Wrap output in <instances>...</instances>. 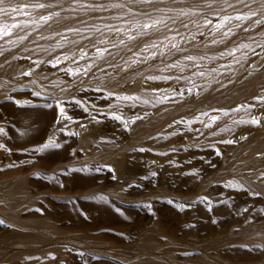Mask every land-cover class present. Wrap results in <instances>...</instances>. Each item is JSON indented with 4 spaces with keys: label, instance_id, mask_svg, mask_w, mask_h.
<instances>
[{
    "label": "rangeland",
    "instance_id": "374dc122",
    "mask_svg": "<svg viewBox=\"0 0 264 264\" xmlns=\"http://www.w3.org/2000/svg\"><path fill=\"white\" fill-rule=\"evenodd\" d=\"M9 1L11 0L8 2L3 0L1 6H5ZM36 1L43 4L47 2L46 5L51 3V0ZM99 1L100 3L98 0L70 1L73 11L79 13L78 17L80 18L82 14L85 16L81 17L83 21L79 19L78 23L84 24H81V27L94 23L103 25L104 17L113 18L117 14L120 15L118 17L121 20H129L130 15L133 18L134 13H136L135 18L139 16L138 19H143L140 15L141 11L147 14L152 12V15L155 12L153 9L158 5V0H152V6L147 4L143 6L142 3L138 4V0L136 2L130 0L131 4L137 3L132 6L127 0L133 8L129 13L130 6L127 5L126 0ZM101 1L104 5L115 1V3L125 2L127 7L119 10L114 8V11L113 8L105 7L104 12L99 9L80 7L93 2V4H101ZM28 2L30 5L36 3L35 0H28ZM162 2L166 4L168 1L162 0ZM22 3L18 2L17 6L23 8ZM97 10L102 12L103 16ZM107 10L110 17L107 15ZM90 11L91 16L95 12L96 18L89 17L90 14L88 16L87 13ZM27 12L29 13L25 16L27 20H37L40 17L39 12L42 11ZM53 12L59 13L58 16L53 15L55 21L53 19L52 22L49 21V28L56 29V31L52 30L53 33L51 29L50 32L47 30L48 34L42 33L48 29L47 22L35 29L41 31H35L37 32L35 38H33L35 33L32 26L14 29L12 36L15 34L14 37L17 40L20 34V36L26 35V43H24L26 40H20L15 43V46L14 43H8V40H14V37L0 38V56L2 57H0L2 59L0 63L3 62L0 64V127H4L7 133L6 136H0V142L12 150L5 152L0 149V204L4 205V207L0 205V220L4 221L0 223V264H22L23 262H27L23 264H256L254 260H247L245 254L247 251L258 248L257 242L248 243L249 239L264 232V211H262L264 210V190L257 188L252 190L245 184L243 188H228L225 187V182L241 179L240 169L243 165L264 152V147L258 143L260 136L264 133V88L261 89L264 84V29L258 30V27H253L252 30L250 28L248 31L242 30L235 36L238 42L235 38H231L233 40L229 39L225 43L226 50L240 44L250 45V48L242 52H248V57L243 56L249 60L243 68L239 65L235 66L237 76L231 73L234 69L229 70L230 73L227 71L225 77L229 79L224 80V90L213 92L214 99L219 101L211 99L213 95L211 93L209 98L198 102L201 92L198 89L199 94H197L195 88L191 94L185 91L183 98L174 97L169 102L155 106L138 103L137 107L131 108L124 102L118 103L115 97L108 98V102L114 104L125 119L129 120V128H125L120 121L96 112V108L107 109V103L103 99L106 97V92H97V86L117 93H135L152 100V89L175 88L178 91L181 85H183L181 88H187L192 87L193 83L189 80L179 82L147 80L146 77L153 74L146 72V69L142 67L125 69L122 61L113 60L116 54L111 48H109L110 55H107L109 57L106 56L105 61L97 60V67L93 68L88 76L80 75L74 78L61 71L62 68L73 66L68 61L63 62L62 66L53 68L47 60L66 50L70 53H78L80 47H85V50L90 53L89 58H93L95 49L92 51L91 41L95 40L94 43H97L96 39L102 38L97 37L100 35L98 33L92 35L84 32L83 29L81 34L86 37L80 43L83 46L70 44V47L68 44L62 48L65 49L68 46L69 48L67 47L65 51L59 49L54 53L52 45L54 46L60 39L57 35L55 37V33L66 34L70 40H78L79 37L72 39L76 35L66 32L65 29L69 23L63 21L61 9ZM10 13L12 14L7 16L8 24L20 23L16 14L13 11ZM213 13L207 9L199 12L202 18L208 15L213 22H216L220 17ZM155 14L158 15V13ZM54 17H58V21ZM98 18H102L101 21L97 20ZM201 20L200 23H202ZM119 21L115 26L119 25ZM60 24H62L60 28L63 26L64 30L63 27L61 29L57 27ZM64 25H67L66 28ZM190 28H195V23L192 22ZM249 31L254 32L255 35ZM32 32L34 34L30 35ZM95 35L97 36L91 39ZM41 37L44 38L41 39ZM35 39L42 41L41 44H38L39 42ZM54 39L56 42L53 41ZM43 40H47L51 46L46 44L47 41L45 45ZM19 44L22 47L28 45L29 48L21 47V50ZM41 49H47V51H41ZM18 50L19 54L16 53ZM3 54L6 59L3 58ZM36 60H43L44 63L36 67L34 63ZM109 63L118 67L110 68ZM249 63L252 64V68ZM256 65L257 68L260 67L256 69ZM246 66H250V70ZM30 67L33 69L32 75L22 76L21 72H27ZM253 68L255 72L251 71ZM98 69H103L105 73L111 75L104 76ZM248 72L251 74L249 78L244 76L249 75ZM241 73L249 84H243L244 77L241 78ZM257 75L259 76L256 78ZM251 77L255 80L263 79L259 91L256 89L257 85L256 87L253 84L250 85ZM140 83L143 92L137 93L136 87L140 86ZM245 85V89H242ZM249 85L253 87L250 90ZM227 89L230 91L228 92ZM33 91H40L42 94L36 97L32 95ZM215 93L222 99H219ZM192 94L195 102L187 104L190 103ZM9 96L12 100L7 99ZM53 96L65 101L66 111L76 123L68 121H63L61 124L55 123L58 113L55 104L52 109L43 107L45 102L53 103ZM72 97L88 104L92 115L98 116L100 122L91 120L88 113L75 105ZM16 100L21 102L30 100L32 103L27 105L21 103L18 106L14 102ZM221 100H224L225 104ZM174 101L177 103L175 110L172 109L176 106ZM93 104L96 108H92ZM183 108L185 111L182 110ZM221 109L223 111H220ZM202 112L208 113V116H201L204 123H207L212 115L219 116V119L211 128H206L203 123L194 120ZM225 112L227 115L224 114ZM137 114L141 119L133 123L131 117ZM225 116L229 118L227 121H223ZM253 117L259 119L260 123H250ZM181 119L194 122L190 127L174 123ZM228 122L229 125H227ZM235 124H238L237 129H232ZM64 125H67L65 132L57 131ZM220 129L225 131L219 132ZM68 131L79 133V135L69 136ZM52 133H55L56 140L62 143L63 147L34 153L32 149L44 143ZM218 134L224 135L218 136ZM222 140L235 142L221 143ZM209 144L219 148L221 154L217 155L215 148L207 146ZM140 148L151 149V151L141 152ZM173 148L176 150L172 151ZM161 152L167 155H159ZM169 160L175 163L170 164ZM118 162L124 168L122 173L117 170ZM10 164L15 166L8 167ZM96 167L101 170L97 172ZM258 167L257 175L263 177L264 164L257 166L256 169ZM69 168H86L90 171L63 174ZM193 168L200 170L198 176L185 174ZM152 172H156L157 175L153 177ZM253 192L259 195H253ZM202 196H207L211 200L213 204L211 210L200 199ZM169 200L173 202L169 203ZM179 203H186L189 206L181 210L176 206ZM16 204L18 206L15 208L13 205L16 206ZM116 209H119V212ZM13 216L14 218H11ZM14 230H19L23 237L12 239L11 234ZM39 244L44 245L41 247L43 250L46 247L47 253L45 250L43 253ZM53 248L55 249L51 251ZM80 253H83V256ZM260 253L263 252L260 251ZM29 257L31 259H27Z\"/></svg>",
    "mask_w": 264,
    "mask_h": 264
},
{
    "label": "snow or ice",
    "instance_id": "6c2138e0",
    "mask_svg": "<svg viewBox=\"0 0 264 264\" xmlns=\"http://www.w3.org/2000/svg\"><path fill=\"white\" fill-rule=\"evenodd\" d=\"M139 3L152 5V0H138ZM215 0H212V2H209V0H205L206 7L209 10H213V4ZM225 4L228 8L233 7L231 4H227V0H225ZM0 5H3V0H0ZM24 9H27L29 7L33 8H46L48 5L43 3H35L32 5H23ZM81 8H92V9H99L104 10L105 7L109 8H117V9H123L127 7L123 3H109L107 6L104 4H87V5H80ZM261 8H264V3L261 4ZM5 7H0V13H3L7 11ZM13 12H19L21 9L19 7H14L10 9ZM158 15H150L147 13H141L140 15L143 16V19H137L135 18V14H133V18L129 20H121V23L118 26L112 25V24H103L101 25H85L84 31L94 34L98 33L102 37L97 41V43H94L92 47L95 49L94 53L92 54L93 58H89V53L85 50L84 47H80L78 53L77 52H61L58 55H55L52 59L47 60V63L51 65L53 68L56 66H59L63 64L65 61H71L72 65L71 67L62 68L61 71H64L65 73L71 75L72 77H78L80 75L88 76L93 68L97 67V60H104V58L107 55H110L109 48L112 49H119L121 46L127 47L129 42H133L137 39L138 36H148L150 32L154 31H160L162 28L167 29L168 28V22L175 24L176 20L180 16H187L189 15L191 10H185V9H170V8H154L153 9ZM132 10L131 8H128V12L130 13ZM223 11V9H221ZM169 13H174V15H169ZM23 15L28 16L29 13L27 11L23 12ZM53 15H59V13H50L48 15H41L38 20H25L22 24L17 22L13 24H0V38L3 37H11L13 35V31L16 28H23L27 26H32L33 31L37 27H39L41 24H45L53 19ZM259 16L258 19L252 20L253 17ZM116 19H120L119 17H116ZM252 20V24L254 25H264V13H257L256 11H248V12H238L235 15H229L225 14L220 16V18L213 22L212 19L208 17V15H204L202 18V23L195 24L196 32H189L186 36L180 34L179 32L176 33V35L173 36H166L164 39L165 42L162 41H150L146 42L142 48H140L138 51L132 52V57H130V63L128 61L124 62V68H130L132 64H140V63H146L149 60L155 59L158 55L163 56L165 54V51H169L170 49H174L176 51H183L181 48L182 42H187L188 40H195L197 37V34L202 35L201 29L205 28L206 26H210L208 28L211 35H213V39L211 40L212 44H218L223 43V39L225 37H229L233 34L232 27H227L230 22L235 21L236 23L233 25V27H239L240 23L242 21H249ZM185 28H187V25H183ZM227 28L226 31L222 32V35L220 39H216L215 35L217 33H221V30ZM106 30L108 33H115L117 36L116 40H112L109 37L104 35V31ZM67 33L75 34L79 37V40H70L69 37L62 33H55L54 35H57L60 37V39L55 43L54 46H52V50L55 51L56 49H62L68 44L78 45L80 40L86 39L85 36L81 34L82 30L78 27H68L66 29ZM121 34L123 35V38L121 37ZM179 37V39H177ZM44 37H41L43 39ZM27 39V36H18L17 40L14 41L12 39L8 40V43H16L20 40ZM39 47V46H38ZM250 48V45L248 44H240L237 46H234L230 49H227L225 52H221L220 56L223 57L225 55L235 57V53L241 52V49ZM27 51V49H25ZM41 51H47V49H41ZM131 51V49H129ZM242 55H247V53H242ZM28 59H31V57H28ZM205 59L208 60H214L215 57H206V56H193V55H185L183 57L184 61L192 62V67L196 69L192 73L193 77H205L206 75H211V73L218 71V69H210L208 71H202L200 70L201 64L200 61H203ZM77 61H83V64H79ZM238 62V61H235ZM36 67H40L41 64L44 63L43 60H36L34 61ZM108 67L110 68H117V65L108 64ZM227 65H220V68H226ZM179 68L181 72L184 71L185 65L182 64L181 61H176L174 63L165 64L163 68L160 69L161 74L160 75H149L146 77L147 80L151 81H177L180 80H189L191 82V79L187 76H173V75H166L164 73L169 72L172 69ZM102 73V75L107 76L111 75L110 73H105L103 69H98ZM33 73V69L30 67L27 72H21L22 76H31ZM194 88L197 90V94H199L198 87L193 84L192 87L187 88H180L178 91L175 88H159V89H152L153 98L152 100L145 99L141 97L140 95H137L135 93L133 94H126L124 92L117 93L116 91L103 89L99 86L96 87L97 92H106V97H104V101L107 103V109L103 108H96V106L93 104L92 108H96V112L100 115H105L106 117H111L113 120L120 121L125 128H129V120L125 119V117L121 114L120 111L116 109V106L112 103L108 102V98L115 97L116 101L124 102L126 105L130 106L131 108L137 107L138 103L142 104H152L155 106L156 104H163L166 102H169L174 97H184L185 91H187L189 94H191L194 91ZM42 93L40 91H33L32 95L39 97ZM7 99L12 100V97H7ZM72 100L75 102V105L80 106L85 113H88L91 117V120H95L97 123L100 122L98 116H93L88 104H86L83 100H77L75 97H72ZM53 103L45 102L43 104V107L52 109L53 104H55L56 108L58 109V113L56 116L55 123L61 124L63 121H68L72 123H76V121L73 120V117L68 114L65 108V101L53 96L52 97ZM18 106L23 103L24 105L31 104L32 101L25 100L23 102L16 100L14 101ZM220 111H223L222 109ZM227 115V112L224 113ZM148 114L145 112V116ZM201 116H208L207 112H202L200 116H196L194 120L200 121L204 124V127L211 128L212 125L219 119V116L212 115L207 123H204V121L201 120ZM141 119L140 115L137 114L133 117H131V121L135 123L136 120ZM193 120H183L180 121H174V123L177 124H185L187 126H191L193 124ZM252 124H259L260 120L253 117L249 121ZM81 127H86V125H81ZM67 130V125H64L63 127H59L57 131L59 132H65ZM220 131H225V129H220ZM26 134V133H22ZM174 135V133H172ZM6 130L4 127H0V136H6ZM69 136L73 135H79V133L68 131ZM215 135V133H213ZM233 140H222L221 143H234ZM196 147H199V145H195ZM208 147L215 148V151L217 155H220L219 148H216L214 144L207 145ZM63 147V144L58 142L55 138V133H52L48 136L47 140L39 145H36L32 151L43 153L46 150L49 149H60ZM0 149H3L5 152H11L12 150L8 148L4 143L0 142ZM176 149L173 148L172 151H175ZM27 151V149H25ZM75 151V150H73ZM139 151L145 152V151H151V149L146 148H140ZM159 155H167L165 152L159 153ZM155 163V161H153ZM168 163L172 164L175 163V161L169 160ZM15 165H8V167H14ZM105 167H110L108 165H105ZM90 169L86 168H69L67 172L63 173L67 175L70 172H81ZM97 172H99L101 169L99 167H96L95 169ZM111 170V169H110ZM200 173L199 169L193 168L190 170V172L185 173L186 175H196L198 176ZM151 175L154 177L157 175L156 172H152ZM115 179V177H113ZM147 179V177H145ZM129 187H132V185H129ZM225 187L228 188H243L244 185L238 181H227L225 182ZM253 195H259V193L253 192ZM200 199L207 204L209 210L213 207V204L209 197L202 196ZM172 200H169V203H172ZM147 207H150V205H146ZM181 210L188 207L189 205L186 203H179L176 205ZM117 212H119V209H116ZM264 211V210H262ZM0 223H4L3 220H0ZM189 227H192V225H189ZM81 256H83V253H80ZM31 259V257L27 258Z\"/></svg>",
    "mask_w": 264,
    "mask_h": 264
},
{
    "label": "bare ground",
    "instance_id": "6f19581e",
    "mask_svg": "<svg viewBox=\"0 0 264 264\" xmlns=\"http://www.w3.org/2000/svg\"><path fill=\"white\" fill-rule=\"evenodd\" d=\"M44 2L46 1V0H43ZM47 1H50V0H47ZM70 1H73V0H51V3H50V5L48 4V6H51L50 8H43V9H40V8H33V7H29V8H27V9H24V8H21V7H19L21 10L19 11V12H14L15 14H16V16H17V18H18V20L20 21V23L22 24L25 20H27V18L25 17V15H23V12L24 11H31V12H34L35 10H36V12L38 11H42V12H39L40 13V15L39 16H41V15H48V14H50V13H55V12H53V11H55L56 9H61L62 11H63V17H62V19H63V21L64 22H67V23H69V25H68V27H78V28H81V30H83L84 28H83V22H81V23H78L79 22V19H80V21L82 20L81 19V17L82 18H84L85 16H82V15H84V14H82L81 15V17L79 18L78 17V14L79 13H77V12H75V11H73V8L71 7V5H70ZM74 1H77V0H74ZM78 1H81V0H78ZM86 1V0H85ZM93 1H95V0H93ZM97 1V0H96ZM110 1H112V0H110ZM117 1V0H116ZM115 1V2H116ZM123 1V0H122ZM125 1V0H124ZM127 1V0H126ZM129 2H130V0H128ZM128 1H127V3H128ZM135 2H136V0H134ZM168 2H166V4L165 3H163L162 2V0H158L157 2H158V5L157 6H155L156 8H170V9H185V10H191L190 11V13H189V15H187V16H180V17H178L177 18V20H176V23L175 24H173V23H171L170 21L168 22V28L167 29H161L160 31H154V32H150L149 33V35L148 36H138L137 37V39L135 40V41H133V42H129L128 43V45H127V47H124V46H121L119 49H114V51H115V54H116V57L114 58L113 57V60L115 59V62L116 61H122L123 63L125 62V61H128L129 63H130V57H132V52H134V51H138L140 48H142L143 47V45L146 43V42H150V41H157V40H159V41H162V42H167V41H165V37L166 36H173V35H176V33L177 32H179L180 34H182V35H187L189 32H196V28H190V24L193 22V23H195V24H198V23H200V20H201V15L199 14V12L201 11V10H203V9H207V10H209L207 7H206V3H205V0H167ZM7 2H8V0H7ZM18 2H24V4L26 3L27 5H30L29 4V2H28V0H11V1H9V3H7L5 6H1L0 5V7H5L6 9H8L7 11H5V12H3V13H0V24H8L9 23V20H8V18H7V16H8V14H12V13H10V9L11 8H14V7H18L17 6V3ZM35 2L37 3V2H39V1H36L35 0ZM83 2V1H82ZM98 2L100 3V1L98 0ZM107 2H109L108 0H107ZM114 2V1H113ZM114 2V3H115ZM132 2V1H131ZM131 2H130V4H131ZM156 2V3H157ZM162 2V3H161ZM209 2H212V0H209ZM40 3V2H39ZM47 3V2H46ZM46 3H44V4H46ZM94 3V2H93ZM92 3V4H93ZM96 3V2H95ZM127 3H125V2H123V4H127ZM153 3V2H152ZM262 3H264V0H227V4H231L233 7H231V8H228L227 6H226V4H225V0H215V2H214V4H213V10H210V11H212V12H214L215 14H217V15H219V17L220 16H222V15H225V14H229V15H235V14H237L238 12H248V11H256L257 13H260L261 11H263V13H264V8H261V4ZM5 4V3H4ZM23 3L21 4V5H24ZM25 4V5H26ZM32 4V3H31ZM97 4V3H96ZM101 4H102V1H101ZM133 4V3H132ZM131 4V5H132ZM137 3H135V4H133V5H136ZM138 4H139V2H138ZM107 5V4H106ZM127 5H129V3L127 4ZM132 5V6H133ZM141 5V4H140ZM130 6V5H129ZM142 6V5H141ZM143 6H145V4L143 5ZM152 6V5H151ZM126 8V7H125ZM130 8H131V10L133 9L131 6H130ZM138 8V7H137ZM79 9H80V7H79ZM83 9V8H82ZM110 9V8H109ZM116 9V8H115ZM114 8L112 9L113 11L115 10ZM148 9H149V7H148ZM147 9V10H148ZM221 9H223V11H221ZM119 10V9H118ZM139 10V9H138ZM150 10V9H149ZM152 10V9H151ZM108 11V10H107ZM112 11V12H113ZM59 12V11H58ZM94 12V11H93ZM97 12H99L100 13V11H98L97 10ZM96 12V13H97ZM102 12H104V10L102 11ZM100 13V14H102L101 16H103V13ZM206 12V11H205ZM38 13V14H39ZM86 13V12H85ZM90 13H92L91 11L90 12H88L87 14H88V16H89V14ZM95 13V12H94ZM94 13H93V16H91V14H90V16L89 17H94L95 15H94ZM98 13V14H99ZM106 13V12H105ZM108 13H109V11L107 12V15H108ZM118 13V12H117ZM141 13H142V11H141ZM150 13V15H151V13L152 12H149ZM156 12H154V14H152V15H156L155 14ZM210 13V12H209ZM213 13V14H214ZM86 14V15H87ZM125 14V13H124ZM132 14H133V12H132ZM134 14H136V13H134ZM34 15V14H33ZM170 15H174V13H171ZM36 16H38V15H36ZM87 16V17H88ZM109 16V15H108ZM118 16H120V15H116L115 17H113V18H103V20H102V23L103 24H112V25H116L117 23H118V19H116V17H118ZM126 16H128V15H126ZM34 17H35V15H34ZM88 17V18H89ZM97 17H99L98 15H97ZM110 17V16H109ZM130 17L132 18V16L130 15ZM137 17V16H136ZM143 17V16H142ZM141 17V18H142ZM31 18V17H30ZM55 18V17H54ZM58 17H56L55 19L58 21V19H57ZM87 18V19H88ZM95 18H96V16H95ZM94 18V19H95ZM126 18V17H125ZM130 18V19H131ZM139 18V16L137 17V19ZM144 18V17H143ZM259 18V16H257V17H253L252 18V20H255V19H258ZM102 19V18H101ZM101 19H97V20H100L101 21ZM129 19V18H128ZM35 20V19H34ZM38 20V19H37ZM126 20V19H125ZM252 20H249V21H242V22H239L240 23V26L239 27H233V25L236 23L235 21H233L232 23H230V24H228V26L227 27H232V31H233V34L231 35V36H229V37H225L224 39H223V43H218V44H212L211 43V40L214 38L213 37V35H211L210 34V32H209V30H208V28H203V29H201V31H202V35H200V34H197V37H196V39L195 40H188L187 42H182L181 43V48L183 49V51L181 52V51H176V50H174V49H170L169 51H165V54L163 55V56H157L155 59H152V60H149L148 62H146V63H140V64H132L131 65V67L130 68H134V67H142L143 69H146V72H149V73H151V74H153V75H160L161 74V72H160V69L161 68H163L164 67V65L165 64H169V63H174V62H176V61H181L182 62V64L183 65H185V68H184V71L183 72H181L180 71V69L179 68H176V69H172V70H170L169 72H166V73H164V74H166V75H173V76H184V75H187V77H189L190 79H191V82L194 84V85H196L197 87H198V89L200 90V92H201V94H200V98H198V102L201 100V99H205V98H209V96L211 95V93L214 95V93L213 92H216V91H222V90H224V88H225V84H224V80H226V79H229V78H226L225 77V75H226V73H227V71H229V70H231L232 72V75H233V73H234V75L233 76H237V74H236V71H235V66H237V65H239V67H241V68H243V66H245L246 65V63H247V60H249V59H246V57H244L241 53L242 52H244V50L245 49H241V52H237V53H235V57H231V56H227V55H225V56H223V57H221L220 56V53L221 52H225L226 51V47H225V43H227L228 41H229V39H231V38H235V40H236V37L235 36H237L239 33H241L242 32V30H246L247 29V31H248V29L250 28H253V27H258L257 29L259 30V29H264V25H254V24H252ZM53 21H55L54 19H53ZM56 21V22H57ZM83 21V20H82ZM86 21V20H85ZM91 21H92V19H91ZM202 21V20H201ZM50 22H52L51 20H50ZM50 22H48V29H46L45 28V26H43L45 29V31L44 32H42V33H46V34H48L49 32H50V29L51 28H49V23ZM54 23L55 24V27H56V24L57 23ZM93 23H94V20L92 21ZM95 22H96V20H95ZM120 22H121V19H120V21H119V24H120ZM62 24H65V23H63V22H61ZM66 23V24H67ZM85 23V22H84ZM98 23H100V22H98ZM101 23V24H102ZM47 24V23H46ZM62 24H60V25H57V27H59L60 28V26L62 25ZM80 24V25H79ZM81 24H83L82 25V27H81ZM86 24H87V22H86ZM95 24V23H94ZM89 25V24H88ZM90 25H92V24H90ZM97 25H99V24H97ZM183 25H187V27L188 28H185ZM46 26V27H47ZM65 26V25H64ZM67 26V25H66ZM66 26H65V28H66ZM102 26V25H101ZM27 27H30V26H27ZM63 27V26H62ZM61 27V28H62ZM67 27V28H68ZM208 27V26H207ZM210 27V26H209ZM42 28V27H41ZM41 28H39V29H41ZM60 28V29H61ZM38 29V28H37ZM53 29H55L54 27H53ZM53 29H51V31L53 30ZM28 30H29V28H28ZM30 30H31V28H30ZM47 30L49 31V32H47ZM63 30H64V27H63ZM62 30V31H63ZM66 30V29H65ZM227 30V28H225V29H223V30H221V33H217L216 35H215V38L216 39H220V37H221V35H222V32L223 31H226ZM252 30V29H251ZM250 30V31H251ZM254 30H256V29H254ZM258 30H256L255 32H258ZM26 32H27V30H25ZM35 31H38V30H35ZM34 31V33H35V35L33 36V38H35L36 37V33L37 32H35ZM40 31V30H39ZM38 31V32H39ZM43 31V30H42ZM55 31H56V29H55ZM104 31V34H105V36H107V37H109L110 39H112V40H116L117 39V36H116V34L115 33H108L106 30H103ZM249 31V33H254V32H250ZM41 32V31H40ZM84 32H86V31H84ZM20 33V32H19ZM21 33H23L22 31H21ZM33 32H32V34H30V35H33L34 34ZM52 33H53V31H52ZM247 33V32H246ZM39 35H40V33H38ZM37 34V35H38ZM90 34V33H89ZM95 34V33H94ZM97 34V33H96ZM21 35V34H20ZM19 35V36H20ZM30 35H28V36H30ZM66 35V34H65ZM93 35V34H92ZM241 35V34H240ZM253 35V34H252ZM254 35H255V33H254ZM14 36H15V34H14ZM14 36H12L11 38H13ZM97 35H95L94 37H91V39L92 38H95ZM99 36L100 35H98L97 37L99 38ZM243 36H244V33H243ZM31 37V36H30ZM29 37V38H30ZM55 37H56V35H55ZM69 37V36H68ZM77 36H75L74 38H72V39H75ZM15 38V37H14ZM33 38H30L31 40H33ZM45 38H47V36L45 37ZM70 38V37H69ZM120 38H123V35L121 34V37ZM243 38V37H242ZM5 40H6V38H4ZM7 39H8V37H7ZM40 39V38H39ZM49 39V38H48ZM53 39V38H52ZM51 39V40H52ZM56 39V38H55ZM55 39L53 40V41H55ZM99 39H101V38H99ZM99 39H96L97 41L99 40ZM177 39H179V37L177 38ZM3 40V39H2ZM14 40H16V38L14 39ZM26 40V39H25ZM79 40V39H78ZM231 40H233V39H231ZM35 41H36V39H35ZM47 41V40H46ZM46 41H44L43 40V42H44V44L46 43ZM50 41V40H49ZM87 41V40H86ZM237 42H238V39L236 40ZM236 41H234V43L236 42ZM27 42V40L24 42V43H26ZM36 42H39V41H36ZM35 42V43H36ZM41 42L42 41H40L38 44H41ZM56 42V41H55ZM83 41L82 40H80V42H79V44L78 45H82V44H80V43H82ZM94 42H95V40H92L91 41V47H92V45L94 44ZM231 42H233V41H231ZM230 42V43H231ZM239 42H240V40H239ZM16 43H18V42H16ZM52 43V42H51ZM84 43H85V41H84ZM234 43H232V44H234ZM0 44H1V42H0ZM30 44L32 45V42L30 41ZM43 43H42V45H44ZM46 44H49V46H51V44L47 41V43ZM45 44V45H46ZM54 44V43H53ZM229 44V43H228ZM14 45L16 46V44L14 43ZM28 45H29V43H28ZM26 46V47H24V48H29V46H31V45H29V46ZM70 45V44H69ZM19 46H20V44H19ZM34 46H36V45H34ZM53 46V45H52ZM83 46V45H82ZM17 47H18V45H17ZM21 47L22 46H20V49H21ZM23 47H22V49H23ZM68 47V46H67ZM65 48V49H61V50H63V51H65L66 49H68V48ZM70 47H71V45H70ZM3 48V47H2ZM85 48V47H84ZM89 48V47H88ZM229 48H230V44H229ZM14 49H16L15 47H14ZM21 49V50H22ZM36 49V48H35ZM86 49V48H85ZM94 48H92V51H94L93 50ZM112 49V48H111ZM110 49V50H111ZM129 49H131V51H129ZM25 50V49H24ZM37 50V49H36ZM59 49H56V51H58ZM67 52H68V50H66ZM247 51H249V50H247ZM91 52V51H90ZM12 53V52H11ZM11 53H10V56H11ZM17 54H19V50H18V52H16ZM27 53V52H26ZM44 53V52H43ZM54 53H55V51H54ZM70 53V52H69ZM89 53V52H88ZM2 54V53H1ZM21 55L22 54H24V53H20ZM44 54H46V53H44ZM52 54H53V52H52ZM247 54H248V52H247ZM14 55H15V53H14ZM13 55V56H14ZM89 55H90V53H89ZM185 55H193V56H206V57H215V59L214 60H208V59H205V60H203V61H200V64H201V68H200V70H202V71H208V70H210V69H218V71H216V72H213V73H211V75H206L205 77H193L192 76V73L194 72V71H196V69L195 68H193L192 67V62H189V61H184L183 60V57L185 56ZM3 56V58H5L6 59V57H5V55L3 54L2 55ZM40 56V55H39ZM46 56H47V54H46ZM1 57V56H0ZM109 56H107V58H108ZM247 57H248V55H247ZM2 58V57H1ZM7 59H8V56H7ZM0 60H2V59H0ZM4 60V59H3ZM8 61V60H7ZM105 61V60H104ZM108 61V60H107ZM235 61H238V62H235ZM4 62H6V61H4ZM68 62H70L71 63V61H68ZM67 62V63H68ZM3 62H1L0 64H2ZM253 63V62H252ZM69 64V63H68ZM254 64V63H253ZM220 65H227V67L226 68H220ZM249 65H250V63H249ZM252 65V64H251ZM250 65V66H251ZM9 66V65H8ZM13 66V65H12ZM60 66H62V65H60ZM66 66V65H65ZM250 66H246L248 69H249V67ZM253 66H251V68H252ZM260 66H258V68H259ZM8 68V67H7ZM255 68V67H254ZM254 68L253 69H251V71L253 70L254 72H255V70H254ZM257 68V65H256V69H258ZM18 69V68H17ZM16 69V70H17ZM141 69V68H140ZM139 69V70H140ZM240 69V68H239ZM12 70V69H11ZM15 70V69H14ZM19 70H20V68H19ZM19 70H17L18 72H20ZM137 70V69H136ZM250 70V69H249ZM248 70V71H249ZM17 71H15V72H17ZM235 71V72H234ZM240 71V70H239ZM246 71V70H245ZM261 71V70H260ZM8 72V71H7ZM11 72V71H10ZM225 72V73H224ZM241 72V71H240ZM259 72V71H258ZM229 73H230V71H229ZM242 73H244V72H242ZM242 73H241V78L242 77H244V76H247L248 78H249V76L251 75L249 72V75H242ZM247 73V74H248ZM253 73V72H252ZM262 75V74H261ZM231 76V75H230ZM239 76V75H238ZM259 75H257L256 76V78L258 77ZM232 77V76H231ZM262 76H260V78H261ZM223 78H225V79H223ZM233 78V77H232ZM232 78H230V79H232ZM238 78H240V77H238ZM238 78H236V80L238 79ZM240 78V79H241ZM251 79H252V77H251ZM251 79H249V80H251ZM243 80V79H242ZM259 79H252L250 82H252L250 85H254V87H256L255 85H257V88L256 89H258V91L260 90V84H261V82H262V80L260 79L259 81H258ZM181 81V80H180ZM228 81V80H227ZM230 81V80H229ZM238 81H239V79H238ZM246 79H245V77H244V80H243V84H245L246 83ZM171 82V81H170ZM175 83V82H174ZM226 83H228V82H226ZM231 83V82H230ZM248 84H249V82H247ZM246 83V84H247ZM263 83H264V81H263ZM178 85H179V83H177ZM186 84V83H185ZM235 84V83H234ZM162 85V84H161ZM160 85V86H161ZM189 85V84H188ZM240 85H241V83H240ZM249 85V87H248V89L250 90L251 88H253L252 86H250ZM143 86V85H142ZM182 87H183V85H181ZM181 86H180V88H181ZM234 86V85H233ZM135 87H136V85H135ZM172 87V86H171ZM190 87V86H189ZM245 87H246V85L244 86V87H242V89H245ZM264 88V84H263V87L261 88V89H263ZM231 89V88H230ZM235 89H238V88H235ZM240 89V88H239ZM247 89V88H246ZM247 89V90H248ZM228 90V89H227ZM135 91V90H134ZM136 91H137V93L138 92H140V93H142L143 92V90H142V88H141V83H140V86H137L136 87ZM195 91V90H194ZM230 90H228V92H229ZM227 92V91H226ZM225 92V93H226ZM226 93V94H228L229 95V93ZM231 92H233V90L231 91ZM230 92V93H231ZM235 92H237V90L235 91ZM234 92V93H235ZM145 93V92H144ZM148 93V92H147ZM147 93H145V94H147ZM218 93V92H217ZM217 93H215L216 95H218ZM221 93V92H220ZM239 93H240V91H239ZM144 94V95H145ZM149 94V93H148ZM147 94V95H148ZM235 94H237V93H235ZM259 94H261L260 92H259ZM213 95H211V99H214V97H215V95L213 96ZM232 95V94H231ZM234 95V94H233ZM142 96V95H141ZM198 96V95H197ZM192 99H190V103H187V104H191V103H193V102H195V100L193 99V94H192ZM196 97V96H195ZM194 97V98H195ZM217 97H219V95L217 96ZM226 97H228V96H226ZM229 97H230V95H229ZM233 97V96H232ZM144 98V97H143ZM189 98H190V96H189ZM221 97H219V99H220ZM150 99V98H149ZM196 99V98H195ZM210 99V100H211ZM216 99V98H215ZM214 99V100H215ZM222 99V98H221ZM224 100H225V98H224ZM222 101L221 100V102H225V101ZM208 101V100H207ZM215 101H219L218 99H216ZM214 101V102H215ZM250 101V100H249ZM172 102V101H171ZM175 102V101H174ZM197 102V101H196ZM197 102V103H198ZM220 102V103H221ZM176 103V102H175ZM196 103V104H197ZM203 103V102H202ZM255 103H257V102H255ZM151 104V103H150ZM222 104V103H221ZM220 104V105H221ZM225 104V103H224ZM248 104V103H247ZM169 105H171V104H169ZM182 105V104H181ZM183 105H185V104H183ZM199 105H201V103L199 104ZM251 105L252 106H254L252 103H251ZM251 105H249V106H251ZM260 105V104H259ZM173 106V105H172ZM172 106H170V107H172ZM193 106H194V104H193ZM167 107V106H166ZM165 107V108H166ZM177 107V103H176V106L175 107H172V109L174 108V110H175V108ZM182 107V106H181ZM184 107V106H183ZM192 107V106H191ZM163 108V107H162ZM179 108V107H178ZM188 108H190L189 107V105H188ZM198 108H199V106H198ZM153 109V108H152ZM171 109V108H170ZM191 109V108H190ZM245 109V108H244ZM160 110V109H159ZM182 110H184L185 111V109L183 108ZM243 110V109H242ZM153 111V110H152ZM188 111H190V110H188ZM154 112V111H153ZM244 112V111H243ZM252 112H253V110H252ZM156 113H157V110H156ZM245 114V113H244ZM254 114V113H253ZM245 117V116H244ZM248 117H249V115H248ZM247 118V117H246ZM229 118H228V116H225L224 117V119H223V121H227ZM245 119V118H244ZM156 120H158L157 118H156ZM263 120V119H262ZM155 122V121H154ZM264 122V121H263ZM220 124V123H219ZM239 124L241 125L242 123H241V121L239 122ZM227 125H229V122L227 123ZM238 124H235V125H233V127H232V129H235L236 128V126H237ZM224 126V125H223ZM241 127V126H240ZM237 129V128H236ZM219 132H220V130H219ZM222 135H224V134H218V136H222ZM239 135V134H238ZM243 135H245L244 133H243ZM249 136L251 137V135L249 134ZM244 137V136H243ZM248 137V136H247ZM249 138V137H248ZM246 139V138H245ZM238 141H239V136H238V139H237ZM258 143L262 146V147H264V133H262V135L260 136V138H259V141H258ZM264 164V152L261 154V155H259V156H257V158H255V159H253L252 161H250L249 163H247V164H244L243 165V167L240 169V171H241V173L240 174H242V176H241V179L239 178V182H241L242 184H245V185H247V186H250L251 188H252V190H255L256 188L258 189V190H264V176L263 177H258V172H259V167L256 169V167L257 166H262ZM116 167H117V170L120 172V173H122L123 171H124V168H123V166H122V164L120 163V162H118V163H116ZM21 185V187H22V184H20ZM24 186V185H23ZM20 187V186H19ZM18 187V188H19ZM20 187V188H21ZM1 205V204H0ZM2 206V205H1ZM15 208L18 206L17 204H16V206L15 205H13ZM2 207H4V205L2 206ZM8 207V206H7ZM12 206H10V208H11ZM13 207V208H14ZM8 209V208H7ZM9 210V209H8ZM7 210V211H8ZM18 211V210H17ZM10 212H12V211H10ZM9 212V213H10ZM13 212H14V209H13ZM11 218H14V216L13 217H11ZM16 219V218H15ZM16 223V222H15ZM222 225V224H221ZM221 227V226H220ZM222 228V227H221ZM21 234V232L19 231V230H14L13 232H12V234H11V238L12 239H18L20 236L21 237H23L22 235H20ZM20 239V238H19ZM251 242H257V247L258 248H254L252 251H247V253L245 254V258L247 259V260H254V261H256V264H264V232H261L259 235H257V236H255V237H253V238H251V239H249V241H248V243H251ZM47 244V243H46ZM49 244V243H48ZM40 245V244H39ZM42 245V244H41ZM40 245V249H41V247H43L44 245H42L41 246ZM51 245V244H50ZM47 246V245H46ZM34 246H32V248H33ZM39 247V246H38ZM49 247V246H48ZM30 248V247H29ZM45 249H46V247H45ZM44 249V250H45ZM55 248H53V249H51V251L52 250H54ZM259 249H260V251H262L263 253L261 254L260 253V251H259ZM41 250H43V248L41 249ZM44 250H43V253H44ZM46 251V250H45ZM51 251L49 250V252L51 253ZM37 252V251H36ZM39 252H41L42 253V251H39ZM46 253H47V251H46ZM35 254V253H34ZM39 254V253H38ZM52 254V253H51ZM43 258V257H42ZM23 263H27V262H23ZM22 263V264H23ZM45 264H47V263H45Z\"/></svg>",
    "mask_w": 264,
    "mask_h": 264
}]
</instances>
